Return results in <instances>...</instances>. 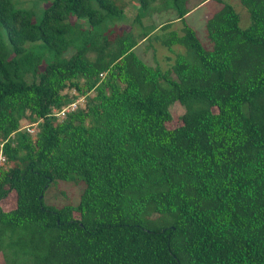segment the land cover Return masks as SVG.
Wrapping results in <instances>:
<instances>
[{
  "label": "trees",
  "instance_id": "16d2710c",
  "mask_svg": "<svg viewBox=\"0 0 264 264\" xmlns=\"http://www.w3.org/2000/svg\"><path fill=\"white\" fill-rule=\"evenodd\" d=\"M11 1L0 201L15 200L0 206V264H264V0L205 15L208 47L184 16L209 0H137L126 30L113 23L125 0H49L35 23ZM162 9L176 13L141 24ZM142 41L164 66L138 56ZM59 181L80 183L76 203L44 201Z\"/></svg>",
  "mask_w": 264,
  "mask_h": 264
},
{
  "label": "rangeland",
  "instance_id": "374dc122",
  "mask_svg": "<svg viewBox=\"0 0 264 264\" xmlns=\"http://www.w3.org/2000/svg\"><path fill=\"white\" fill-rule=\"evenodd\" d=\"M231 0H209L198 7L192 9L184 16V21L191 26L199 41L205 46L208 47L209 43L205 36L204 30V18L205 15H208L213 10L217 9L222 2H230ZM12 8L16 9H23L29 12L31 22L35 23L38 21L41 11L49 5V0H12ZM125 6L123 7V15L121 20L113 22L117 25V27H121L122 29L129 28L132 18L135 14V11L138 7L137 0H125ZM231 3V2H230ZM239 6V5H238ZM241 8V9H240ZM161 9V8H160ZM239 11V26L244 27L249 23V16L248 13L242 7H236ZM176 11L173 9H162V10H153L150 14H147L140 18V22L142 25L149 26L155 25L157 26L161 21H165L168 18H171L175 15ZM82 23V21H81ZM84 23V22H83ZM112 24V23H109ZM182 25L181 21H175L172 23V28L179 30V27ZM136 27V25H133ZM137 27H139L137 25ZM161 30H156L157 34H161ZM148 42L142 41L137 46V54L141 59L149 64L153 65L154 61H158L160 66L165 65V59L163 56L166 55L163 52H158V50L153 51L152 48L148 45ZM158 43L154 42V47L158 49ZM182 51V49H178ZM177 51V49H176ZM154 53V55L152 54ZM69 51H65L62 53L61 57L68 56ZM81 101V99L79 100ZM170 114L172 116L171 121L167 123L168 127H173L177 124L176 117L183 112V107L179 105L177 102H173L170 104L169 107ZM21 126L25 128L28 132L32 134L35 132L33 125L31 127H27L25 121H21ZM0 162H2L0 160ZM82 186L79 182H57L55 186L49 187L44 193V201L46 203H54V204H65V203H76L78 200L79 192L81 191ZM15 194L14 192H9L8 195L0 201V206L3 209H9L14 206Z\"/></svg>",
  "mask_w": 264,
  "mask_h": 264
},
{
  "label": "built area",
  "instance_id": "2783aa9c",
  "mask_svg": "<svg viewBox=\"0 0 264 264\" xmlns=\"http://www.w3.org/2000/svg\"><path fill=\"white\" fill-rule=\"evenodd\" d=\"M2 159H3V158H2V156H1V154H0V160L2 161Z\"/></svg>",
  "mask_w": 264,
  "mask_h": 264
},
{
  "label": "crops",
  "instance_id": "0c3cea01",
  "mask_svg": "<svg viewBox=\"0 0 264 264\" xmlns=\"http://www.w3.org/2000/svg\"><path fill=\"white\" fill-rule=\"evenodd\" d=\"M197 7H198V6H197ZM194 8H196V7H194ZM194 8H193V9H194ZM189 12H190V11H189Z\"/></svg>",
  "mask_w": 264,
  "mask_h": 264
}]
</instances>
